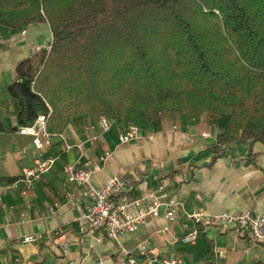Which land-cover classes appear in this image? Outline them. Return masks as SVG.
I'll return each mask as SVG.
<instances>
[{"label": "crops", "instance_id": "obj_1", "mask_svg": "<svg viewBox=\"0 0 264 264\" xmlns=\"http://www.w3.org/2000/svg\"><path fill=\"white\" fill-rule=\"evenodd\" d=\"M51 40L46 22L21 30L0 25V264H119L123 252L138 261L179 256L183 264H206L208 248L214 264H264V243L233 226L212 222L223 212L264 215V143L217 145L210 117L189 119L175 112L147 123L139 112L128 111L125 118L112 119L103 133L90 129L95 120L76 119L61 132H52L50 144L41 149L15 130V109L6 88L15 80L18 64L47 50ZM129 125L141 136L120 143L119 135ZM63 142L82 148V162L94 169L93 187L118 176L127 183L131 198L157 196L176 202L175 219L168 221L160 211L138 231L124 234L119 244L100 231H79L75 219L89 199L82 187L67 181L63 167L76 162L79 151L61 150ZM36 158H55V165L29 190L20 183L11 189ZM198 229L201 237L195 246L180 243ZM28 235L42 239L21 244Z\"/></svg>", "mask_w": 264, "mask_h": 264}, {"label": "trees", "instance_id": "obj_2", "mask_svg": "<svg viewBox=\"0 0 264 264\" xmlns=\"http://www.w3.org/2000/svg\"><path fill=\"white\" fill-rule=\"evenodd\" d=\"M42 22L49 48L6 88L15 130L175 112L210 117L217 145L264 143V0H0L1 26Z\"/></svg>", "mask_w": 264, "mask_h": 264}, {"label": "built area", "instance_id": "obj_3", "mask_svg": "<svg viewBox=\"0 0 264 264\" xmlns=\"http://www.w3.org/2000/svg\"><path fill=\"white\" fill-rule=\"evenodd\" d=\"M47 121L48 116L40 115L32 125L18 127L17 132L30 136L34 147L41 149L44 145L50 144L52 137V133L47 130ZM112 123L111 118L100 116L90 129H96L98 133H103L112 126ZM140 136L139 129L134 125H129L119 135V141L120 143L137 141ZM204 136L210 137V134ZM148 139L151 140L152 137L148 136ZM73 148L78 149L79 157L73 164L65 165L63 171L67 181L82 187L84 196L89 199L84 211L75 219L79 231H100L109 240L119 244L124 234L138 231L150 219L158 217L160 211L164 212V217L168 221L175 219L178 207L176 202L165 201L157 196H149L148 199L131 198L128 195L127 183L118 176L107 178L105 184L100 188L93 187L90 184V178L94 169L86 167L82 162V148L67 142H63L61 145L63 151H70ZM105 158L106 156L100 160L103 161ZM55 161V158L45 160L36 158L33 165L25 170L20 179L12 183L10 188L15 189L20 183L25 190H29L37 180L53 168ZM212 222L221 226H233L240 232L248 233L256 242L264 243V215L254 214L248 210L236 214L223 212L213 217ZM41 239L40 235H28L22 237L20 243L37 244ZM196 241V230L188 232L180 239V243L185 245H194ZM144 250V248L140 249L142 253H145ZM123 255L124 259L119 264H183V260L179 256L169 258L152 256L146 260L138 261L128 252H123Z\"/></svg>", "mask_w": 264, "mask_h": 264}]
</instances>
